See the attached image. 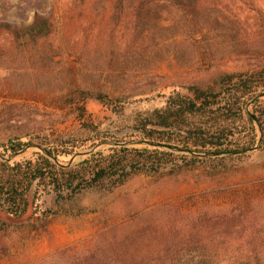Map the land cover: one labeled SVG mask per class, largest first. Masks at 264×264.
<instances>
[{
    "label": "trees",
    "instance_id": "16d2710c",
    "mask_svg": "<svg viewBox=\"0 0 264 264\" xmlns=\"http://www.w3.org/2000/svg\"><path fill=\"white\" fill-rule=\"evenodd\" d=\"M226 1H72L61 10V28L54 16L34 20L15 31L0 28V82L8 84L15 97L31 96L36 104L40 98L56 102L60 108H79L93 102L119 111L134 98L156 93L158 83L163 84L155 75L161 63L173 58L180 68L190 67L197 59L196 36L231 48H236L239 39H247L248 23L233 13ZM245 5L258 17L257 31L264 29L263 13ZM257 44L250 43L252 46L246 48L253 49L254 57L264 62V39ZM65 56L74 58L71 65L64 62ZM184 91L186 96L175 104L177 109L174 106L155 123L149 122L135 139H92L91 147L104 142L139 141L197 154L241 152L257 145L255 120L263 132L264 148V65L253 74L215 70ZM198 114L216 115L222 124L207 131L194 129L190 119ZM35 116L37 107L23 103L0 107V126L19 130L0 142V156L7 159L34 144L62 166L40 151L29 158L22 154L9 161L0 160V213L13 218L25 215L30 204L40 211L41 199L46 196H75L116 175L127 164L160 163L177 154L146 145L105 146L65 168L64 159L86 150V141L76 139L48 146L39 138ZM237 120L249 133L246 138L233 140L232 134L227 135V122ZM250 216L249 211L238 209L196 214L154 210L98 238L93 250L84 253L77 264H225L234 256L241 257L240 252L251 244L250 233L256 224L247 220ZM9 227L0 221V231ZM248 261L244 258L239 264ZM42 264L70 263L53 257Z\"/></svg>",
    "mask_w": 264,
    "mask_h": 264
},
{
    "label": "rangeland",
    "instance_id": "374dc122",
    "mask_svg": "<svg viewBox=\"0 0 264 264\" xmlns=\"http://www.w3.org/2000/svg\"><path fill=\"white\" fill-rule=\"evenodd\" d=\"M72 1L77 0H0V28L15 31L28 27L34 20L51 16L61 28V10ZM244 2L264 15V0L226 1L232 12L248 23L247 39L241 37L236 48H231L222 42H205L200 35L196 36L193 41L197 59L190 67L180 68L173 58L161 63L155 75L163 80V84L158 83L156 93L134 98L119 111L107 110L93 102L79 108H60L56 102L40 98L36 104L31 96L15 97L5 82H0V107L10 103L37 107L38 116L33 121L37 124L39 138L48 146L76 139L86 141L83 144L87 149L76 153L92 149V139L133 140L139 136L142 127L158 121L186 96L187 85L207 79L215 70L253 74L264 65L261 58L254 57L253 49L246 48L256 46L260 38L264 39V29L257 31L260 27L258 17ZM59 43L65 47L60 39ZM73 60V57L65 56L64 62L71 65ZM245 110L250 111L247 106ZM216 117L198 114L190 120L194 129L207 131L222 124L221 118ZM227 125V135L232 134L233 140L248 136L249 131L241 121H228ZM17 131L0 126V142ZM104 147L100 146L96 151ZM34 151L37 150H28L23 155L29 158ZM176 153L160 163L127 164L116 175L92 184L72 197L46 196L41 199L40 211L31 206L27 215L16 222L1 215L0 221L10 227L0 231V264H42L53 257L77 264L84 253L93 250L98 238L158 209H171L180 214L222 213L231 209L249 211L252 216L247 220L256 224L250 233L253 240L240 252L241 257L234 256L225 264L244 263V258L250 260L248 264H264L262 145L256 151L230 158H200ZM71 158L64 160L68 163Z\"/></svg>",
    "mask_w": 264,
    "mask_h": 264
},
{
    "label": "water",
    "instance_id": "95a60500",
    "mask_svg": "<svg viewBox=\"0 0 264 264\" xmlns=\"http://www.w3.org/2000/svg\"><path fill=\"white\" fill-rule=\"evenodd\" d=\"M262 96H264V95H262ZM255 99L256 98H254L253 100H251L249 102L248 106L250 104H252L255 101ZM253 121H254V123L256 125V128L258 130V142H257V145L254 148H251V149H248V150H245V151H241V152H227V153L223 152V153L197 154V153H194V152L184 151V150H181V149H178V148H165V147H162L160 145H155V144H150V143H143V142H139V141H132V142H126V143H113V142L112 143H109V142H104V143H101V144H98V145L94 146L92 149H90L87 152L76 153L67 164L63 165V167H65V168L71 167L73 165V160L75 158H79L81 156H84V155L93 153L100 146L146 145V146H152V147L159 148V149H165V150L172 151V152L184 153V154H187L189 156H196V157H200V158H216V157H225V156H239V155H244V154H248V153H251L253 151L258 150L260 148L261 144H262V139H263L262 129H261L260 125L255 120H253ZM31 149H36L37 151H40L45 157H47L48 159H50L55 165L62 166L56 159H54L50 155H48L45 152L44 148H42V147H40L38 145H34V144L33 145H28L27 147H25L24 149H22L21 151H19L16 154L10 156L7 159H4V158H2L0 156V160H2V161L8 160L9 161V160H11V159H13V158H15L17 156H20V155L24 154L25 152H27L28 150H31ZM31 206L32 205L30 204L29 207H28V210H27L26 214L23 215L20 218H13V217H10V216L5 215V214H2V213H0V216L1 215L2 216H5L9 221L16 222V221H18L20 219H23L27 215V213H28V211H29V209H30Z\"/></svg>",
    "mask_w": 264,
    "mask_h": 264
}]
</instances>
